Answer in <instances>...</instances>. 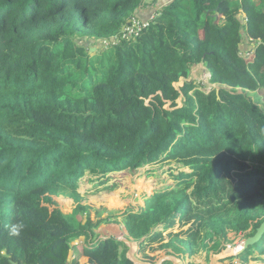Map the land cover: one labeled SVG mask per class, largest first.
Wrapping results in <instances>:
<instances>
[{"label":"trees","instance_id":"16d2710c","mask_svg":"<svg viewBox=\"0 0 264 264\" xmlns=\"http://www.w3.org/2000/svg\"><path fill=\"white\" fill-rule=\"evenodd\" d=\"M134 19L141 28L122 37ZM199 63L211 88L187 80ZM250 92L264 93V0H0V264H80L79 238L84 264H141L96 235L106 218H90L77 186L86 170L100 185L157 162L178 164L174 182L123 219L145 259L252 236L264 221V109ZM53 194L86 219L52 208ZM253 253L264 232L230 257Z\"/></svg>","mask_w":264,"mask_h":264},{"label":"rangeland","instance_id":"374dc122","mask_svg":"<svg viewBox=\"0 0 264 264\" xmlns=\"http://www.w3.org/2000/svg\"><path fill=\"white\" fill-rule=\"evenodd\" d=\"M151 2L152 0H147ZM161 2L162 0H155ZM144 10H138L136 12V17L143 15ZM149 15V13H147ZM154 14L150 15L152 18ZM241 17V16H240ZM139 20H144V17L139 18ZM135 19L133 23L126 24L122 29L123 35L125 33V38H132L135 36L134 25L140 22ZM146 22H144L145 24ZM138 29V28H136ZM122 36V35H121ZM116 37V43L119 41L118 36ZM123 37V36H122ZM103 48H107V41H101ZM89 48L90 56L94 55L96 48L100 47V43L90 40L85 43ZM97 53V52H96ZM252 53L245 54V58H250ZM250 56V57H249ZM209 74L205 67L199 63L193 67L187 80H194L196 84L200 85L202 89L211 88L214 84L209 82ZM184 80L181 78L175 86L178 87L182 84ZM253 100L264 109V93H249ZM177 103L180 104V99H177ZM178 165V164H177ZM175 163L157 162L151 165H144L135 169L134 172H129L128 169L114 170L107 173L108 179L103 184H98L99 180L96 178L97 175L90 174L87 170L84 175L79 179L77 190L81 194V199L79 204L89 207V216L93 221L98 218H106L95 228V233L99 237L113 236L120 240L127 239V232L124 227L123 219L125 213L130 211H137L140 205H143L144 197L151 194L157 188H161L167 184L174 182L172 174H176L179 169H177ZM177 167V168H176ZM181 168V167H180ZM181 170L188 171V168H181ZM147 172H152L148 174ZM116 182V187L113 189L107 188ZM51 207L57 208L61 213L65 215H70L74 219L75 223L78 221H84L86 219V214L78 212L77 214V202L70 196L63 195H51ZM78 215V216H77ZM185 228V227H184ZM229 242L224 244L225 248L220 249L218 253L213 250H202L195 255L186 254L185 257H175L168 255L163 250L150 251L149 255L152 258L145 259L142 254L138 251V247L135 242H131L128 238L125 243L128 246L127 256L134 260L135 262L141 264H161L165 260H170L172 264H241L245 262L246 264H264V253L258 255V253H253L250 257L241 256L230 257L234 255V249H237L243 242V236L238 234L234 235L229 233ZM83 243V238L72 241L71 244L76 247L75 257L80 264H84L86 258L80 254L81 244ZM131 246V247H130ZM223 246V247H224ZM240 260V261H239Z\"/></svg>","mask_w":264,"mask_h":264},{"label":"water","instance_id":"95a60500","mask_svg":"<svg viewBox=\"0 0 264 264\" xmlns=\"http://www.w3.org/2000/svg\"><path fill=\"white\" fill-rule=\"evenodd\" d=\"M263 232H264V221H262V223L260 224V226L257 228L256 232L252 236L247 237L241 243L242 245H240L237 249H234V254H237V253L241 252L242 250H244L249 245L255 244L260 239V237L262 236ZM127 239H123V240H125L126 242H128ZM132 242H134V241L131 240L130 244Z\"/></svg>","mask_w":264,"mask_h":264},{"label":"clouds","instance_id":"9594fccd","mask_svg":"<svg viewBox=\"0 0 264 264\" xmlns=\"http://www.w3.org/2000/svg\"><path fill=\"white\" fill-rule=\"evenodd\" d=\"M22 229H23L22 224H14L10 227V234L13 236L19 235Z\"/></svg>","mask_w":264,"mask_h":264},{"label":"built area","instance_id":"2783aa9c","mask_svg":"<svg viewBox=\"0 0 264 264\" xmlns=\"http://www.w3.org/2000/svg\"><path fill=\"white\" fill-rule=\"evenodd\" d=\"M134 20H135V19H134ZM134 20H133V21H134ZM133 21H132V23H133ZM138 23H139V22H138ZM138 23L135 24V25L133 26V27H134V31H133V32H134L135 34H137L138 30L141 28V26H140ZM143 24H144V23H143ZM130 25H131V24H130ZM144 25H146V23H145ZM136 28H138V29H136ZM122 36L126 37L125 33H124V35H123V31H122Z\"/></svg>","mask_w":264,"mask_h":264},{"label":"crops","instance_id":"0c3cea01","mask_svg":"<svg viewBox=\"0 0 264 264\" xmlns=\"http://www.w3.org/2000/svg\"><path fill=\"white\" fill-rule=\"evenodd\" d=\"M198 65V64H197ZM195 67V66H194ZM79 192V191H78ZM141 206V205H140ZM84 257V256H83ZM86 258V257H85ZM86 261V260H85Z\"/></svg>","mask_w":264,"mask_h":264}]
</instances>
